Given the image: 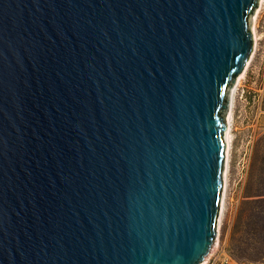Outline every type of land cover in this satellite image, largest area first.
Segmentation results:
<instances>
[{"label":"water","instance_id":"water-1","mask_svg":"<svg viewBox=\"0 0 264 264\" xmlns=\"http://www.w3.org/2000/svg\"><path fill=\"white\" fill-rule=\"evenodd\" d=\"M260 0H0V264H201Z\"/></svg>","mask_w":264,"mask_h":264},{"label":"rangeland","instance_id":"rangeland-1","mask_svg":"<svg viewBox=\"0 0 264 264\" xmlns=\"http://www.w3.org/2000/svg\"><path fill=\"white\" fill-rule=\"evenodd\" d=\"M254 14L251 28L256 34L254 48L246 62L244 75L236 89L232 102L231 149L228 165L224 210L218 230V247L214 251L216 264H225L231 253L232 231L236 215L244 200L251 157L257 139L264 135V112L261 87L264 77V0ZM239 77V76H238ZM230 253V254H229ZM206 259L204 260V262ZM236 262V261H235ZM236 264H240L236 262ZM257 264H264L263 262Z\"/></svg>","mask_w":264,"mask_h":264},{"label":"trees","instance_id":"trees-1","mask_svg":"<svg viewBox=\"0 0 264 264\" xmlns=\"http://www.w3.org/2000/svg\"><path fill=\"white\" fill-rule=\"evenodd\" d=\"M231 253L240 264L264 261V135L253 148L244 200L232 231Z\"/></svg>","mask_w":264,"mask_h":264},{"label":"bare ground","instance_id":"bare-ground-1","mask_svg":"<svg viewBox=\"0 0 264 264\" xmlns=\"http://www.w3.org/2000/svg\"><path fill=\"white\" fill-rule=\"evenodd\" d=\"M256 15L258 14L255 13ZM255 19V17H254ZM253 37L254 39L256 38V34L254 33V29H253ZM247 65V64H246ZM245 72V69L243 70V72L239 75V77H237L236 79V83L235 84H239L241 78L243 77ZM236 85V86H237ZM236 86L232 88L231 93H230V109L229 112L227 114V129H226V164H225V171H224V191H223V196H222V202H221V210H220V217H219V225H220V220L222 218V214H223V210H224V200H225V194H226V184H227V174H228V165H229V159H230V149H231V132H230V126H231V118H232V102H233V97H234V91L236 89ZM206 262V261H205ZM204 260L201 262V264H205Z\"/></svg>","mask_w":264,"mask_h":264},{"label":"built area","instance_id":"built-area-1","mask_svg":"<svg viewBox=\"0 0 264 264\" xmlns=\"http://www.w3.org/2000/svg\"><path fill=\"white\" fill-rule=\"evenodd\" d=\"M261 102H262V107H263V112H264V77H263V82H262V87H261ZM217 247H218V238L216 242L214 243L210 257L206 259L205 264H216V257H214V251L216 250ZM226 257L227 258L224 259L225 264H236V262L232 259L231 254L226 255Z\"/></svg>","mask_w":264,"mask_h":264}]
</instances>
